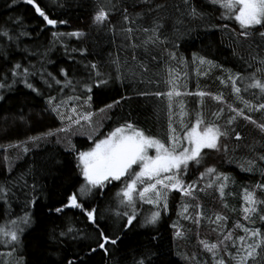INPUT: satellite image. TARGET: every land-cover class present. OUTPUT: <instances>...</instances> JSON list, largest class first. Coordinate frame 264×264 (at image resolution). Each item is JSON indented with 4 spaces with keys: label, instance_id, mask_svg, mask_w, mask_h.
Segmentation results:
<instances>
[{
    "label": "trees",
    "instance_id": "obj_1",
    "mask_svg": "<svg viewBox=\"0 0 264 264\" xmlns=\"http://www.w3.org/2000/svg\"><path fill=\"white\" fill-rule=\"evenodd\" d=\"M35 2L49 18L57 21L64 20L67 23H57L56 26L47 25L35 13L34 8L24 0H16L15 4L12 0H0V30L7 28L13 35L19 31L30 33L28 37H22L20 42V49L27 48L30 52H43L48 49L50 41H53L51 35L53 31L69 33L81 30L85 32V37L80 39L61 37L62 44L57 43L48 53L47 58L54 63L48 64L47 70L58 79H61L57 73L60 67L70 69V76L74 75L76 79L87 81L88 73L83 64L95 62L102 73L108 74L112 72V57H119L121 61L127 58L131 63L133 52L127 47V41L122 40L120 36L114 38L106 28L98 29L93 26L91 16L94 11V0H35ZM155 3L165 4V8L160 13L166 17L163 35L179 45L176 49L177 55L183 56L187 62L186 68H179L180 71L187 73L186 78L181 77L178 81L179 90L182 93H194L198 90L214 94L223 93L227 104L241 107L240 102L231 93L230 85L220 83V79H226L221 68L208 69L207 65L200 66L198 61L193 64L192 54L195 53L198 57L203 56L222 66L223 69H230L233 73H245L248 44L252 43L254 46L258 44L259 36L254 35L251 41L240 40L238 33L241 29L238 23L225 19L222 15L224 10L219 6L210 5L209 0H191L192 5L202 14L196 17L187 15L183 0H155ZM128 10L133 13L140 11V7L139 5L135 9L129 7ZM17 17L20 18V22L17 21ZM149 19L147 17L143 20L138 19L136 23L148 27ZM110 20L117 28L121 26L118 23L121 20L119 12L111 16ZM223 25H227V28ZM135 36H139V40H135ZM143 39H145L143 33L134 34V42L139 43ZM0 45L14 48L12 42L2 36H0ZM62 45H67L69 49L83 47L87 49V52L84 55L78 52L71 53L73 59L70 60L64 54ZM149 51L156 54L154 49L149 48ZM135 54L138 60H145L143 48L136 49ZM24 55L21 51L15 50L11 52V59L25 63ZM38 59H40L39 56L27 55V60L35 64L37 68L40 67L37 63ZM145 62L149 68L146 79L158 80L157 84H141L139 80L135 83L129 80H110L107 85L92 88L91 111L96 115L97 109L119 101L112 109L103 113L102 127L95 136H92L93 140L103 138L113 128L125 122L132 123L146 135L164 139L166 99L138 96L136 92H166L168 90L164 83L167 79L166 66L178 67V64L168 61L166 55L162 57L161 63H152L150 60ZM10 66L0 63V71ZM201 71H207L208 74L200 75ZM247 71L251 72L253 69L248 68ZM218 77L220 79H217ZM30 82L39 89L42 96L36 95L23 84L18 83L11 92L4 93L6 100L0 101V145L26 141L29 136L60 127V121L54 115L44 111V98L50 94H56L58 88L54 86L50 90L38 76L32 78ZM250 93L258 94V89H252ZM250 93L242 91L241 95L245 99H252ZM68 94H70L69 90L65 89L64 95ZM76 94L82 98L84 96L80 89H77ZM181 100L188 113V118L185 119V123H188L193 110L197 109L200 98L192 95L174 98V110L175 105ZM220 106L216 101L205 97L200 110L205 114L206 119H211L210 114L217 111ZM21 115L25 117L23 121L18 118ZM225 115H227V108H225ZM252 115L258 122H264V114L253 113ZM234 126L243 139L239 142L238 148L235 140L227 141L228 157L251 158L252 153L245 147L248 144H254L256 152L264 154V134H261L253 125L247 124L242 118H238ZM70 139L78 150H88L93 146L88 135L76 134ZM26 146L31 149L27 154H23L18 148L8 150L7 154L10 158L21 157L15 161L11 172L6 171L2 159L4 151L0 149V182H11L6 183V186L11 187L12 193L8 196L10 216L5 215V204L0 201V226L4 225L8 219L22 216L25 212H30L33 220L31 227L25 229L21 237L20 247L10 257L0 255V264H67L69 260L74 261L75 264H135L141 254L146 252L155 254V264H188L183 260L184 252L188 254L196 252L197 259L201 262L210 259L197 244V238L194 235L195 227L178 218L177 205L181 203V197L175 191L169 194L168 212L162 213L161 220L155 226L144 225L145 215L139 210L132 225L128 228L123 227L126 218H117L114 214L115 211L124 210L116 195L122 187L121 182L118 181L107 184L102 195L94 192L93 195L83 199L78 197L85 209L96 207L95 224L90 222L80 209L67 207L59 213L55 212V208L67 204V197L77 192L83 183L75 166L74 154L65 151L67 144L63 141L57 144L54 137L50 139V142L42 143L36 148H33L31 143ZM233 148H236L235 152L232 151ZM205 152L207 156L204 165H214L218 171L229 175V188L226 192L232 194L227 196L228 209L221 208L214 193L202 195L200 200L205 209L220 211L227 215L228 228H232L233 224L239 221L248 227H259L264 233V223L256 218L254 225L249 224L242 219L240 211L241 189L251 187L257 180L264 182V179L256 174L240 171L236 163H226V157L222 153L210 150ZM260 166L264 167V163ZM202 170L201 168L200 171ZM22 175L23 180L17 183V178ZM196 175H198L196 169L190 168L186 179H195ZM33 184L36 185L35 191L30 187ZM257 194L260 195L259 192ZM32 197H35V201L29 207L26 202ZM231 209L235 211H230ZM173 222L182 224L186 229H192L187 240L173 239L171 228ZM68 228H72L73 231L64 237H59V233L67 231ZM98 229L113 239L120 237L116 245H106L107 253L97 248ZM199 231L202 239L210 242L216 239L215 234L207 228L201 227ZM233 231L234 235L243 234L239 229ZM91 249L96 251L93 252ZM0 252H7V248L0 245ZM20 257L23 259L21 260Z\"/></svg>",
    "mask_w": 264,
    "mask_h": 264
},
{
    "label": "snow or ice",
    "instance_id": "obj_2",
    "mask_svg": "<svg viewBox=\"0 0 264 264\" xmlns=\"http://www.w3.org/2000/svg\"><path fill=\"white\" fill-rule=\"evenodd\" d=\"M28 5L34 8L35 13L46 22L47 25L56 26L57 23L65 24L64 20L57 21L51 19L46 12L35 2V0H24ZM15 4L16 0H12ZM210 5L219 6L223 9L222 15L225 19L234 20L238 23L241 31L238 33L240 40L251 41L254 35H258L260 42L255 46L248 44V59L245 60V73L235 72L230 69H223L222 66L207 60L203 56L192 54V63L198 61L200 66L207 65L208 69L221 68L225 73L226 79H220L223 85H230L231 93L241 104V107H234L227 104L223 93H212L198 90L194 93H182L179 90L178 81L181 77L187 76L186 72L179 68H186L187 62L183 56H178L176 49L179 45L175 41H170L166 35H163L164 20L166 17L160 15L165 8L163 3H155V0H94V11L91 16L92 24L96 28H106L113 37L120 36L122 40L127 41V47L133 52L131 63L125 58L121 61L119 57H112L110 53L112 72L102 73L97 63L89 62L82 66L87 70L88 80L76 79L69 75L70 69L60 67L56 75L47 70V65L54 63L49 60L48 53L57 43H61V37H74L77 39L85 37L86 33L81 30H75L69 33H51L53 41L43 52H30L29 49H20L22 37H28L30 33L19 31L14 35L5 28L0 30V36L12 42V46L0 45V63L11 65L4 71H0V101H5L4 93L11 92L18 83L23 84L25 88L30 89L38 96L43 94L37 89L30 80L39 77L40 81L50 90L53 87L58 88L56 94H50L44 98L46 113L55 116L61 123V127L48 129L45 132L35 136H29L26 141L0 145L4 155L2 157L6 171L11 172L15 161L20 156L10 158L8 150L18 148L23 154L31 151L26 145L31 143L33 148L39 147L42 143L50 142L51 138L56 139V143L62 141L67 144L65 151L74 154L76 168L83 179V183L77 192L67 197V204L55 208L59 213L63 208L71 207L80 209L87 219L96 223L97 209L91 207L85 209L78 200L93 195L94 192L103 194L107 184L113 181L121 182L122 187L116 193L119 198V204L123 206V211H115L117 218H126L124 228L132 225L136 219L138 209L137 201L152 206L150 213L144 218V225L155 226L162 217V213L168 212L169 194L175 191L181 197V203L177 205V216L180 220L188 222L196 229L194 235L197 238V244L200 249L207 253L209 260L201 262L197 259L196 252L188 254L184 252L183 260L188 264H264V233L259 227H248L236 221L232 228L227 227L228 216L220 211L205 209L201 203L200 197L214 193L218 198L221 208L228 209L227 196L231 192H226L229 188L230 177L228 174L220 172L214 165L205 166L204 160L207 156L205 150L222 153L226 163H236L240 171L256 174L264 179V154L256 152L254 144L245 145L247 150L252 153L251 158H230L228 157L229 147L227 141L232 139L239 142L243 139L241 133L236 131L235 122L242 118L247 124L253 125L261 134H264V122H258L253 119V113L264 114V0H209ZM187 9V15L196 17L202 15L191 0H183ZM139 5L140 11L129 12V7L135 9ZM178 10V9H177ZM117 12L120 13L121 20L118 22L121 26L116 27L112 24L110 17ZM156 13V15H153ZM149 19L148 27L138 25L136 21ZM20 22V18H16ZM227 28V25H223ZM143 33L145 39L139 43L134 42V34ZM139 40V36H135ZM64 47V54L68 59H73L71 53L78 52L84 55L87 49H69ZM143 48L145 60L152 63H161L162 57L167 56L168 61L177 62L178 67H167L166 83L168 90L166 92L138 91V96H154L158 99H166L165 103V128L164 139H159L152 135H146L144 131L136 128L132 123L125 122L118 127L113 128L101 139L93 140L92 134H88V139L92 140V147L88 150H78L71 143V136L77 134L76 129L82 128L84 124L92 126V118L95 115L91 109V92L93 87L99 88L101 85H107L110 80L125 81L129 80L135 83L139 80L141 84H157L158 80L146 79L149 68L145 60H138L135 50ZM149 48L154 49L156 54H152ZM171 49V50H170ZM259 49V51H257ZM19 50L24 53L25 63L20 60L13 61L11 52ZM39 56L37 63L40 67L27 60V55ZM253 71L248 72L247 69ZM139 69V71H137ZM200 75H207V71H201ZM159 75V74H157ZM65 89L70 94L64 95ZM77 89H80L84 96L77 95ZM258 89L257 93H250V90ZM250 93L252 99H245L241 95ZM183 95H192L200 98L197 109L193 110L188 123V113L185 110L183 101L175 105L174 98H180ZM208 97L221 105L217 111L212 112L211 119H206L205 114L200 110L203 98ZM123 99V97H122ZM107 104L103 108L97 109V112L104 113L113 108L114 104ZM227 108V115H225ZM89 109V110H85ZM21 121L25 119L23 115L18 117ZM222 121V122H221ZM83 122V123H82ZM63 134V136L61 135ZM236 148L232 151L235 152ZM153 152V154H149ZM190 168H195L198 172L195 179L188 180L186 177ZM203 169L200 171V169ZM138 169V170H137ZM23 180V175L17 178V183ZM10 184L11 182H6ZM6 183L0 182V201L5 204V215L10 216V204L8 196L11 193V187ZM14 186V185H13ZM25 186L28 185L25 183ZM35 191L36 185L30 186ZM260 193L258 195L257 193ZM35 197L29 199L26 203L29 207L33 205ZM230 211H235L231 209ZM242 219L249 224L254 225L256 218L264 223V182L257 180L251 187L241 189V208ZM33 223L30 212H25L22 216L8 219L4 225L0 226V245L7 248V252H0L2 256H12L21 245V237L25 229L31 227ZM207 228L215 234L216 239L209 241L200 238V228ZM174 240H187L192 233L191 228H185L182 224L173 222ZM234 229H239L243 234L234 235ZM73 231L68 228L67 231L59 233V237H64ZM97 248L107 253L106 245H116L117 240L106 235L99 230ZM251 241V242H249ZM95 252L96 249H91ZM154 253H143L135 261V264H155ZM22 260L23 257H20ZM67 264H75L69 260Z\"/></svg>",
    "mask_w": 264,
    "mask_h": 264
},
{
    "label": "rangeland",
    "instance_id": "obj_3",
    "mask_svg": "<svg viewBox=\"0 0 264 264\" xmlns=\"http://www.w3.org/2000/svg\"><path fill=\"white\" fill-rule=\"evenodd\" d=\"M85 110H89V109H85ZM101 116H103V113L97 112V115L95 114L92 118V126L89 127L87 124H84V126L82 128L76 129L77 134L78 135L92 134V136H95L98 133V131L100 130V128L102 127L101 126V121H102ZM59 125L61 127V123ZM61 135L63 136V134H61ZM149 154L151 155V154H153V152L150 151ZM139 205H140V207H139ZM136 206L138 208V211L140 210L145 216H147L150 213V211L152 210L151 205H148L146 203H142L139 201H137Z\"/></svg>",
    "mask_w": 264,
    "mask_h": 264
}]
</instances>
